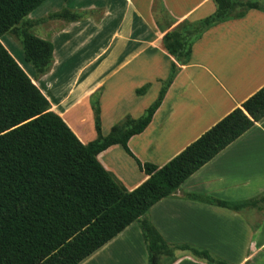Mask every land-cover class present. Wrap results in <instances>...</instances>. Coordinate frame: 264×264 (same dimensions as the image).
<instances>
[{"label":"crops","instance_id":"1","mask_svg":"<svg viewBox=\"0 0 264 264\" xmlns=\"http://www.w3.org/2000/svg\"><path fill=\"white\" fill-rule=\"evenodd\" d=\"M241 1L258 3L260 8L212 26L193 44L151 124L129 140L141 162L163 167L264 86V0ZM160 2L174 20L169 26L155 14L156 0H46L26 17L30 31L54 45L46 74L26 72L83 144L98 137L96 100L105 135L109 133L104 130L105 118L112 119V129L127 117L144 116L176 62L165 47L166 33L185 20L198 22L217 11L214 0ZM62 12L66 14L53 17ZM17 62L25 69L18 58ZM61 75L68 77L63 78L64 85ZM146 85L148 91L137 94ZM85 113L93 121L91 132ZM98 160L129 191L149 178L121 145L103 151ZM190 195L229 204L264 196V118L148 212L172 246L208 250L228 264H264L263 203L247 214ZM80 264H150L139 223ZM162 264L208 263L177 251L174 261L164 257Z\"/></svg>","mask_w":264,"mask_h":264},{"label":"trees","instance_id":"2","mask_svg":"<svg viewBox=\"0 0 264 264\" xmlns=\"http://www.w3.org/2000/svg\"><path fill=\"white\" fill-rule=\"evenodd\" d=\"M45 1L0 0V38L12 31L21 35L25 60L38 75L48 72L54 45L33 34L25 19ZM214 1V15L194 23L185 20L166 33L165 47L176 62L145 115L136 120L127 117L103 136L96 100L98 138L86 145L51 110L48 98L0 40V264H80L134 222L142 230L150 264H162L164 257L174 261L177 251L189 252L208 264H228L208 250L170 245L153 226L148 212L264 118V86L163 167L141 162L128 145L151 124L179 65L189 60L193 44L212 26L260 8L250 1ZM154 8L155 14L157 9L165 12L161 16L165 26L173 23L160 0ZM148 89L146 85L137 94ZM114 145H121L149 176L133 191L98 160L100 153ZM190 197L238 212L264 203V196L236 204Z\"/></svg>","mask_w":264,"mask_h":264},{"label":"rangeland","instance_id":"3","mask_svg":"<svg viewBox=\"0 0 264 264\" xmlns=\"http://www.w3.org/2000/svg\"><path fill=\"white\" fill-rule=\"evenodd\" d=\"M240 10L241 9H238L237 12H239ZM164 14H165V12L163 10L160 12V10L157 9V14L156 15H157L158 18L161 19V16L164 15ZM167 18L168 17L166 16V20H168ZM34 33L37 34L36 32H34ZM20 36L17 38L15 32L12 31V32H9V33L3 35L2 41L7 46V48L12 52L11 54H13L15 59L17 60V58H18V60L22 62L23 66L25 67L26 70L24 68L23 69L25 71H28L29 69H34V67L30 63L26 62V60L23 59V56H24L23 44H22ZM21 57H22V59H21ZM65 76H68V75H65ZM63 78H66L68 80V77H64V75H61V80H62L63 85H64V84H66L67 80H64ZM85 112H86V109H85ZM84 121H85V125L88 128V130H90V132L93 131L92 130L93 121H92L91 117L86 114V117H85ZM103 123H104V130L109 132V133H106L107 135H109L110 132H111L110 129H111V126L113 124V121H112V119L105 118V121ZM94 130H95V132H97L96 131V121L95 120H94ZM101 130H102V126H101ZM97 135H98V133H97ZM102 135L103 136H107V135L103 134V132H102ZM97 138L95 140H97ZM95 140H93V141H95ZM251 207L252 206L244 207V208L241 209V211L248 214ZM262 207L264 208V203L262 204Z\"/></svg>","mask_w":264,"mask_h":264}]
</instances>
